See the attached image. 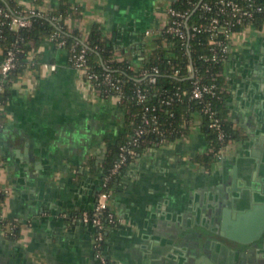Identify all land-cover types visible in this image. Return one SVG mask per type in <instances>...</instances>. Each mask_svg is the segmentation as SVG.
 Here are the masks:
<instances>
[{
	"label": "crops",
	"instance_id": "1",
	"mask_svg": "<svg viewBox=\"0 0 264 264\" xmlns=\"http://www.w3.org/2000/svg\"><path fill=\"white\" fill-rule=\"evenodd\" d=\"M16 1L25 8L35 2ZM70 1L81 8L67 19L70 29L86 38L98 22L114 55L137 63L150 52L147 45L166 24L174 0ZM58 3L37 5L47 11ZM46 62L57 66L47 69ZM225 77L226 116L245 135L230 139L222 157L207 167L195 159L208 140L194 113L187 135L142 149L112 184L109 207L118 220L102 245L112 263L190 264L178 252L200 241L206 246L198 264L252 258L243 251L248 244L221 235L213 211L228 205L235 213L264 199V27L249 25L234 34ZM2 112L0 183L7 192L1 208L20 233H0V264H100L96 226L81 215L92 210L101 186L89 159L100 162L126 132L117 98L96 93L67 48L47 38L29 53ZM205 225L213 227L208 238L200 235ZM250 226L236 231L250 234Z\"/></svg>",
	"mask_w": 264,
	"mask_h": 264
},
{
	"label": "built area",
	"instance_id": "2",
	"mask_svg": "<svg viewBox=\"0 0 264 264\" xmlns=\"http://www.w3.org/2000/svg\"><path fill=\"white\" fill-rule=\"evenodd\" d=\"M191 5L200 10L199 16L204 20L200 23H190L189 9L176 8L170 5L167 9L168 20L160 32L171 33L176 36L186 48H189V41L192 35L199 32L208 34V53L202 54L205 60L214 63H223L224 66L229 58L231 42L234 34L241 31L246 26L257 27V18L264 20V0H188ZM29 13L15 10L9 12L3 6H0V13L10 17L9 24L12 28L28 26L32 22V15L39 13L34 7H29ZM206 13H210L207 15ZM56 19V16H53ZM152 29H145V34L150 35ZM87 38V37H86ZM83 38V39H86ZM50 39H57L56 43L64 47L66 39L61 33L56 32ZM78 41L71 46L69 60L78 70L81 71L89 86L103 96L114 95L118 103L126 97L130 100L127 106V112L131 113L132 128L127 132L126 138L121 143L117 156L113 161L110 170L101 177V186L97 192L94 206L91 211H84L81 215L84 221H89L96 226L95 232V255L100 264H111L112 262L103 254L102 245L105 241V234L110 225L117 222L118 218L110 209V199L113 194L110 185L111 178L118 175L126 168L129 163L139 154V152L153 145H161L171 140L167 137V130L161 122V112L164 107L178 101L195 100L199 104V113H205L209 118V126L212 127L219 140V146L208 145L206 152H213L219 159L223 155L225 147L226 131L224 128V119L218 113L215 106V97H220L223 91H226V84H218L217 77L225 74V68L215 71L209 81H205L200 74L199 68L194 64H188L187 68L192 77L189 87L183 85H174L173 90L163 89L153 92V84L157 80L160 68L157 64L144 67L134 74L137 79H144L145 85L138 84L131 95L126 94L124 89V80L111 71H99L88 62L86 45L77 47ZM146 56L141 57L140 60ZM17 65L16 49L10 47L0 62V82L6 79L12 69ZM45 68L54 70L56 63H44ZM172 73L176 76L181 73V68L176 66ZM3 86L0 84V96ZM152 97L154 99L152 100ZM6 100L0 97V112L3 111ZM138 105L137 110H131L132 106ZM171 115L174 111L170 112ZM193 117L186 119L181 126H192ZM172 131V129L170 130ZM3 159L0 155V167ZM7 189L0 183V194L6 193ZM105 217V218H104ZM7 214L0 206V233L7 235L4 227Z\"/></svg>",
	"mask_w": 264,
	"mask_h": 264
},
{
	"label": "trees",
	"instance_id": "3",
	"mask_svg": "<svg viewBox=\"0 0 264 264\" xmlns=\"http://www.w3.org/2000/svg\"><path fill=\"white\" fill-rule=\"evenodd\" d=\"M42 0H35L30 7H34L39 13L32 15V22L28 26H21L19 28H12L9 24L10 17H6L0 13V62L6 54L8 48L13 47L16 49L17 65L12 69L8 77L0 84L3 86L1 98L7 101L10 93L13 80L21 73L28 63V56L31 51H36L42 43L50 38L56 32L61 33L66 39L65 48L68 53L71 52V46L74 42L78 41L77 47L86 45L88 62L99 71H111L124 80V89L126 94L131 95L136 85H145L144 79H137L134 74L144 67L152 64H157L160 72L157 76L156 82L153 84V92L163 89L173 90L174 85H183L189 87L192 77L188 71V64L192 63L195 67L199 68L200 74L205 81H209L215 71L225 68L223 63H214L204 59L202 54L208 53V34L206 32H199L192 35L189 41V48L182 45L181 41L173 36L171 33L165 31L160 32L155 38L157 45L150 50L146 57L139 62H133L129 59H119L114 55V45L104 35L102 28L98 22L94 23L86 39H83L78 29H70L68 20L75 16L80 15L81 8L73 5L70 0H59V3L50 10H41L38 8V3ZM198 1V0H196ZM214 1V0H206ZM176 8L189 9L190 18L189 22H202L204 19L200 18L198 8L191 5L188 0H174L171 4ZM0 6L6 10L14 13L15 10H20L24 13H29V8L20 5L16 0H0ZM210 15V13H206ZM53 16L57 18L54 19ZM257 27H264V20L262 17L257 18ZM55 43L57 39L53 40ZM57 44V43H56ZM179 66L181 73L174 75L172 70ZM226 80L225 74L217 77L218 84H223ZM220 97H215V106L218 113L224 119V128L226 137L224 143L230 139L242 138L245 133L241 127L234 126L233 122L226 116V91H223ZM154 97H152V100ZM120 107L125 112L126 118V132L117 142L111 143L107 149L104 158L96 163L94 158L89 159V165L92 172H100L101 176L110 170V167L115 160L121 143L126 138L127 132L132 128L131 113L127 112V106L130 105V100L126 97L119 102ZM138 105L132 106L131 110H137ZM174 111L171 115L170 112ZM199 104L195 100L178 101L171 105L164 107L161 112V122L167 128V137L175 139L183 135H187L190 128L188 126H181L186 119L192 118L194 113H199ZM201 116V128L206 133L208 145L219 146V140L215 130L209 126V118L205 113H199ZM5 122L3 112H0V130ZM172 129V131H170ZM196 160L201 162L207 167H210L217 158L213 152H205L195 157ZM117 175L111 178L110 185L112 186ZM5 197V193L0 194V206ZM105 218V217H104ZM8 237H17L20 233L19 224L12 218H7L4 223ZM114 264V263H111Z\"/></svg>",
	"mask_w": 264,
	"mask_h": 264
},
{
	"label": "water",
	"instance_id": "4",
	"mask_svg": "<svg viewBox=\"0 0 264 264\" xmlns=\"http://www.w3.org/2000/svg\"><path fill=\"white\" fill-rule=\"evenodd\" d=\"M30 157L32 161H36L33 155ZM230 209L231 208L228 205L223 206L221 211H219V207L218 209L214 208L213 213L217 215L216 220L220 226L221 235L236 239L243 245L248 244V247L243 251L252 253V258H250L248 254L243 263H241V258H239L237 264H259V252H263L261 257H264V199L262 201L255 202L248 209L236 211L235 213L232 210L230 211ZM247 222H250L252 225L249 228L250 234L245 235V233L243 235L242 233L236 231L237 227H242V225ZM205 228L206 229L204 231L200 232V235L208 238L210 234L209 231H212L213 227L205 225ZM185 236L186 234L183 238H185ZM205 246L206 243L204 241H200L197 244H190V248L184 249V253L183 251H179L178 253L179 255H183L185 258L184 260L187 262L189 261L190 264H198L200 256L202 255L201 250L205 249ZM232 250L235 251V247L232 248Z\"/></svg>",
	"mask_w": 264,
	"mask_h": 264
},
{
	"label": "rangeland",
	"instance_id": "5",
	"mask_svg": "<svg viewBox=\"0 0 264 264\" xmlns=\"http://www.w3.org/2000/svg\"><path fill=\"white\" fill-rule=\"evenodd\" d=\"M163 26H162V28H163ZM159 33H160V30L157 31V34H154V35H156V37H157L159 35ZM155 38H154V40H152V43H150L149 45H147V50H152L157 45V42L155 41ZM120 59H124V57H121Z\"/></svg>",
	"mask_w": 264,
	"mask_h": 264
},
{
	"label": "flooded vegetation",
	"instance_id": "6",
	"mask_svg": "<svg viewBox=\"0 0 264 264\" xmlns=\"http://www.w3.org/2000/svg\"><path fill=\"white\" fill-rule=\"evenodd\" d=\"M259 254H260V258L258 259V263L259 264H264V257H261L263 252H259Z\"/></svg>",
	"mask_w": 264,
	"mask_h": 264
}]
</instances>
